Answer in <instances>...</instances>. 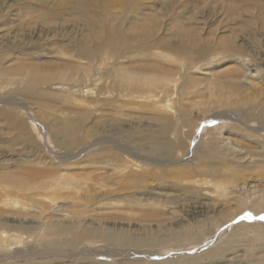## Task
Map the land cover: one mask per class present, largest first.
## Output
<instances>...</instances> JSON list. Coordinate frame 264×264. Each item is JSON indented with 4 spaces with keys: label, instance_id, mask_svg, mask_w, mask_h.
I'll use <instances>...</instances> for the list:
<instances>
[{
    "label": "rangeland",
    "instance_id": "374dc122",
    "mask_svg": "<svg viewBox=\"0 0 264 264\" xmlns=\"http://www.w3.org/2000/svg\"><path fill=\"white\" fill-rule=\"evenodd\" d=\"M186 32L198 33L210 50L227 38L237 46L193 62L194 41ZM147 50L168 58H148ZM236 58L255 71L248 79L260 87L255 102L230 95L223 102L198 72L215 59V70L237 67ZM131 59L138 68L154 63L162 79L125 78L134 72ZM0 65L28 68L11 77L0 73V174L17 177L34 165L55 170L40 181L63 194L73 193L70 184L88 187L80 197H61L87 212L82 219L50 211L48 218L8 217L9 224L23 221L35 230L0 236V264H264V160L233 154L231 164L216 165L206 162L212 152L203 156L209 149L201 153L213 142L220 146L231 125L264 135L242 114H258L264 105V0H0ZM159 115L181 124L165 137L176 146L174 159L156 155L152 146L164 126ZM147 198L172 212L168 226H141L133 210ZM79 222L92 232L77 247L67 246L78 233L62 230ZM188 223L195 241L186 243L181 234ZM100 227L165 244L120 250L125 247L96 237ZM171 234L182 242L174 245ZM226 246L233 248L221 263L182 261Z\"/></svg>",
    "mask_w": 264,
    "mask_h": 264
},
{
    "label": "bare ground",
    "instance_id": "6f19581e",
    "mask_svg": "<svg viewBox=\"0 0 264 264\" xmlns=\"http://www.w3.org/2000/svg\"><path fill=\"white\" fill-rule=\"evenodd\" d=\"M183 34L188 35V36L187 35L186 36L189 39V41H194V46H193L194 47V52H193L194 57L191 58L193 60V62H200L201 60H203V58L205 59V56H209L211 53H214L215 50L217 52H221V53L224 52V53L228 54L229 52L235 50V47L237 46V45L235 47L233 46V44H235L234 43L235 40L233 41L231 38H227V39L222 40V42H220L216 46L215 50H213V49L210 50L209 47H206L207 46L206 44L208 41L207 42L205 41L206 44L204 45V43H202V41L200 39L201 37L200 38L198 37V39H197L198 33L196 34L195 32H186ZM236 35H238V34H236ZM230 37H231V35H230ZM259 42H261V41H259ZM165 43H168V41ZM245 44H246V40L243 39V42H241V47H242V45H245ZM156 46H157V48L161 47L159 45V43H157ZM246 46H248V45H246ZM258 46H259V44H258ZM118 47H119V43H118V46L115 48L117 49ZM141 47H143V46H141ZM154 47H155V45H154ZM166 48H168L169 50H175L174 47L172 45H170L169 43L167 44ZM148 50L146 52H144V53H146V56L148 58L150 56L152 57V55L155 57H160V58L162 57L165 59L168 58V55L163 54V56H161L160 54H156L155 53L156 50L155 51L152 50L153 52L151 51V53L150 52L147 53ZM235 52H237V51H235ZM238 52H242V51L239 50ZM213 57H214V55L212 54V58ZM229 57H231V56H229ZM177 58H178V56H177ZM221 58H224V57L222 56ZM225 58H227V57H225ZM228 59H231V58H228ZM238 59L236 58V60L238 62L234 63V64H237V67H233V66L223 67L222 66L224 68L223 71L215 70L214 67L212 68V66L214 65L213 63L216 61V59H215V61H213L212 63L211 62L209 63L208 68H211V70L208 71L207 70L208 68L206 66L203 67L201 65L200 71H198V72H201L200 73L201 79L204 78V79H202V81L205 82V84L208 88H210L212 85L215 87L213 89L210 88L211 91L212 90L216 91V93L219 94L220 98H221V95H223V97H225V98H221L223 102H228L227 98L229 97V95L240 97V99L241 100L244 99L246 101V103L251 102V101L255 102L260 98V97H258L260 87H256L254 85L255 81L248 80L249 79V71L252 70V68H250L247 65L249 63H244V62H246L245 60H244V62H241ZM130 61H131V64L133 66L134 72L133 73L128 72L124 76L125 78L128 77V79H129L130 77H133L134 80L136 79V80L140 81L142 79L144 81V79H147L148 77L155 76L158 79H162L160 76L154 75V74H158L156 72L154 73V70H155V64L154 63L153 64H150L147 62L146 63H139V68H138V66H137L138 62L134 61L135 65H136L135 66L132 62L133 60L131 59ZM219 63H220V60H219ZM25 69H28V68L27 67H23V68L6 67L5 65H0V73L2 74V76H5V77H11L12 75L21 73V71L25 70ZM196 69H199V68L197 67ZM39 70H37V71H39ZM252 71H254V70H252ZM39 72H42V71H39ZM29 74L33 75L34 72H29ZM159 75H163V74H159ZM251 75L252 74H250V76ZM254 77H255V75H254ZM40 81L41 80H39L38 82H40ZM218 83L222 84L224 87L220 86ZM217 85L220 89L216 88ZM139 95H138V97H140ZM144 98H145V96H144ZM1 100L6 102L5 99H1ZM236 105H237V103H236ZM251 105H254V103ZM238 106H235V107H238ZM252 107L253 106L250 107L251 110L254 109ZM242 114L244 115L243 117H246L248 119L249 124H250L249 121L253 120V121H256L259 123V125H255L257 129H259V130L264 129V126H263L264 125V105L260 109V113H258V114H255L254 111H250V110L246 111L245 114L244 113H242ZM158 118L162 119V121L164 122V126H163L161 131H158L159 134L156 135L155 139L153 140L152 146L154 148L155 154L158 156H162L163 158L174 159L175 158L174 150H176V146L174 144L169 143L167 140H165V137L172 130L177 131L181 124L177 125L176 122H178V121H176V122L171 121V119H173V118H167L166 116L161 117L159 115ZM235 125L234 126L231 125V126H229V128L224 130L223 133H225V136H224L223 140H220L221 138L218 137L219 138L218 140H220V146H217V148H216V146H214L215 142H213L212 143L213 146L212 145L206 146V149L201 151V153H203L209 149L208 151H206L203 154V156H209V154L212 152V156L214 159H213V161H206L207 163L211 164V162H213L216 165L231 164L234 160H236L235 157L232 156L233 154H235L236 156L239 155L240 157L242 156L243 158H246V157H248L250 159L260 158V159L264 160V135L262 137V134H260V133L255 134L252 132H248L249 130L246 131L247 129H241L238 126L235 127ZM128 128H131V127L128 126ZM159 135H161V136H159ZM213 135H214V133H213ZM148 137L151 139L150 134ZM73 142L74 141H72V142L70 141V143H68V146L66 148L72 147ZM225 144H228V145L225 146ZM256 144H258V148L253 147ZM224 154H229V155L224 156ZM223 156H224V158H223ZM197 159H200V158L198 157ZM200 160H202V159H200ZM6 161L7 160L5 159V161H3V162H6ZM111 165H112V163H111ZM113 165H115V164H113ZM112 167H109L110 170L108 168L109 172L113 171L111 169ZM119 167H120V165L117 167V169H119ZM106 168H107V166H106ZM18 171H19V173H17L18 174L17 177H16V175L14 177L12 173H11L12 175H10V171L9 172L6 171V172H3L0 174V183H1V185H3L0 188V236H5L8 233H10L11 231H15V232H19V233H31L30 231L35 230L32 228L31 225H29L28 227L26 225H23V221H21V223L18 225L17 224H9L8 223L9 222L8 217H10V216L13 218H17L20 216L40 218L42 216H47L46 215L47 211H50L49 213H53L52 214L53 217L68 218L71 216L72 218L82 219V217L87 213L85 210L73 208L71 204H69L66 201L61 200L62 196H63V198H67V199L70 196L80 197L82 195V193H84L85 191L88 190L87 186H85L86 187L85 188L83 185L78 184V183L77 184H70L69 188L72 189L73 193L63 194L61 192V190H63V189L57 188L50 181H46V180L40 181V179L42 177L50 176V175L54 174L55 170L43 168V167L37 168L34 165H32V166L26 165L25 167L20 168ZM253 174L255 175L254 177H258L261 175V174H257V176H256L255 173H253ZM8 175L11 177L8 178ZM107 175H108V173H107ZM241 175H242L241 173L237 174L236 177H240ZM108 176H110V175H108ZM236 177H235V179H236ZM106 178L107 177H103L102 180H104ZM257 182H259V179H255V183H257ZM252 183H254V181ZM94 185L98 189L101 188V186L99 187L97 184H94ZM189 191L194 192L196 194V192L194 190H192V188H190ZM149 194H153L152 191H149ZM46 197L49 198L48 201H44V198L46 199ZM146 200H148V201L146 202V204L144 206L137 205L136 208L134 207L135 205L133 206L134 207L133 211L137 212L139 214V218H137V220H139V222L142 223L141 226L145 230H151L152 224H156L157 227H162L164 225L170 224V219H171V216L173 215L172 212L169 210H165L164 207L159 206V204H157V203L149 202L148 198ZM133 202L137 203L139 201H133ZM89 203H91V202H89ZM262 204H264V203H262ZM157 205H158V207H157ZM260 209H264V206H260ZM129 214H131V213L129 212ZM109 217L115 218L113 216H109ZM47 218H48V216H47ZM178 224L181 225V223H178ZM188 224H190V225L187 226L185 230H183L184 231L183 234L180 233L182 236H184V240H186V243L195 241V238H194L195 232L192 228V224L191 223H188ZM201 225L203 226L204 224L200 223V226ZM83 228L84 227L79 222L75 226L66 227L62 230V231H68V232H72V233H78L72 240H70V241L68 240V242L66 243L67 246L77 247L76 245L79 244L78 241L80 239L84 240L86 238H89V236H90L89 231H91V230H88V229L83 230ZM37 232L38 231H36L35 233H37ZM95 232L97 233L96 237L102 238V239H107V240L111 241L112 243H114L115 245H123L124 246V245H130L133 243V245H143L146 247H150V246L162 245L164 243L163 239L160 238V241L154 240L153 236H151V237H153V239H151V237H150V239H148V240H146V238H144V240H141V241L138 239L136 240V239H133L132 237L128 236L127 234H125L121 230L120 231H114V230L112 231V229L109 230V228L103 229L100 227V228L95 229ZM160 232H161V230H160ZM164 233H165V231H164ZM180 234H171L170 235L171 242H173L174 245L182 242L179 239ZM162 235H163V232H162ZM140 237H141V235H140ZM21 238L22 237H20V238L15 237L14 240H17V243H20L22 241ZM4 241L6 243L8 241L7 238H4ZM42 241H44V240H42ZM232 246H228V247L226 246V247L222 248L221 250H217V251L216 250H210L207 253L200 255L199 257H196V258L190 257L189 259L185 258V261H184V259L182 261L184 263H194V262L199 263L203 260L209 259L210 261H208V262L221 263V261L224 259V256L228 253V251L233 248ZM54 247L55 248H57V247L62 248L61 245H56V244L51 245V249ZM124 249H126V247L121 248L120 250H124ZM73 251L70 250V253ZM45 252H47V251H45ZM166 263L169 264L168 262H166ZM246 264H249V263H246Z\"/></svg>",
    "mask_w": 264,
    "mask_h": 264
}]
</instances>
